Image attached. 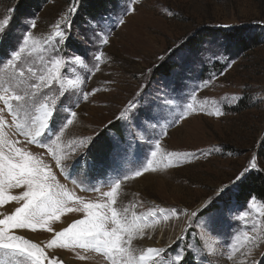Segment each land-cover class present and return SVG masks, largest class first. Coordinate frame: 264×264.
I'll list each match as a JSON object with an SVG mask.
<instances>
[{
  "label": "rangeland",
  "instance_id": "rangeland-1",
  "mask_svg": "<svg viewBox=\"0 0 264 264\" xmlns=\"http://www.w3.org/2000/svg\"><path fill=\"white\" fill-rule=\"evenodd\" d=\"M20 2L0 0V22L10 20L0 44V77L12 73L5 66L23 46L20 67L38 83L27 69L47 74L49 38L69 21L72 40L61 53L67 58L87 49V66L70 61L60 81L45 89L41 102L59 109L46 146L26 142L0 102L3 138L19 141L12 146L47 165L69 194L70 208L82 207L77 197L84 203H107L104 193L119 181L114 206L128 220L138 217L143 228L130 246L137 260L149 243L166 249L168 264H180L177 252L183 264H264V201L235 198L250 174L264 178V158L258 156L264 141V0H115L91 18L81 13V0H38L32 7L22 5L19 13ZM94 54H101L99 61ZM130 102L138 114L135 121L125 111ZM149 112L155 119H144ZM62 124L67 127L60 131ZM172 153L196 155L175 159ZM72 156L79 159V168H66V177L56 157L71 165ZM149 161L150 170L135 176ZM245 168L250 169L246 177L232 184ZM21 191L10 188L6 195ZM213 201L218 208L227 204L233 209L224 212L218 234L203 226L207 213L202 210ZM18 206L16 201L0 205V219ZM84 218L83 211H65L49 222L53 231H12L44 247L55 232ZM46 251L63 264H111L95 250L70 246ZM0 260L6 262L3 253Z\"/></svg>",
  "mask_w": 264,
  "mask_h": 264
},
{
  "label": "snow or ice",
  "instance_id": "snow-or-ice-1",
  "mask_svg": "<svg viewBox=\"0 0 264 264\" xmlns=\"http://www.w3.org/2000/svg\"><path fill=\"white\" fill-rule=\"evenodd\" d=\"M9 23L8 19L0 22V44L4 42L6 26ZM119 23L122 24L124 21L121 20ZM30 27H35V23L33 22ZM71 27V21L67 22L66 28L58 25L57 31L49 38L51 45L50 67L47 68L46 75L37 73L31 67L27 69V73L31 74V77H38V83L27 79L25 70L20 67L21 53L25 51L23 46L19 52L11 54V59L5 66H11L12 73L0 77V102L12 115V123L15 125L17 133L24 136L28 143L41 147L46 146V142L51 139L50 133H54L58 124L59 109L54 111L49 108L46 102H41L42 97L46 98L45 89L51 90L52 86L60 81L61 70L70 67V61L75 60V62L87 66L84 64L87 49L73 51L72 56L67 58L61 53V47H67L69 41L72 40ZM28 39V36L24 37L25 44L28 43ZM98 39L102 44L108 43L106 37ZM100 55L94 54V61H99ZM87 95L85 93L83 98L87 99ZM33 110L38 115H32ZM3 111L4 109H0V112ZM125 111L129 113V119L135 121L138 118V114L131 110V102ZM72 115L75 116V113L73 112ZM21 116L24 117L23 122H18L21 120ZM120 118H125L124 113H121ZM144 119H155V117L149 112L144 116ZM176 122L172 121L173 124ZM68 123L70 124L71 120ZM5 124L6 121L0 116V205L6 201H16L19 206L10 215L0 219V253H3L6 258V262L0 260V264H63V261L57 256L49 254L46 249L69 248L70 246L73 249L95 250L102 253L111 261V264H144L146 261H149L150 264H168L164 258L166 249L150 247L139 256L138 260L134 256L130 247L131 242L137 233L143 235V228L138 217L128 220L121 216L114 206L117 200L119 181H116L111 191L104 193V196L108 198L107 203H84L82 198L77 197L75 202L81 204L82 207L70 208L68 206L69 194L59 184L56 175L47 168V165H44L30 152L12 146L19 141L9 142L3 138ZM65 127L67 124H62L59 130L63 131ZM25 128L28 130L25 131ZM156 143L158 146L159 141L157 140ZM6 145L8 146L7 153L4 151ZM73 151L75 150L73 149ZM53 155L55 156V153ZM156 155V151L151 152L152 157ZM195 155V153H172L170 157L180 159L181 156L194 157ZM69 159L74 160V163L67 165L62 163L59 157H56V165L61 174L66 177L70 175L66 172V168L78 169L80 164L79 159H76L75 156L69 157ZM96 163V159L93 158V166ZM150 167L151 161L148 166L136 169L134 175L140 176L149 171ZM249 171V168H245L235 176L231 183L241 182ZM127 178V176L124 177V179ZM227 187L224 186L220 190L221 196L218 199L222 198ZM10 188H20L22 191L18 195H6L7 189ZM104 209L107 211H102ZM232 210L227 204L223 208H218L214 201L210 202L202 210V214L207 213L203 226L210 233L218 234L217 227L224 212ZM65 211H83L85 218L55 232L44 247L12 231L13 229H28L35 232L38 228L53 231L49 222L58 219L59 214ZM161 211L163 212V210ZM109 221L110 228L108 227ZM79 258L85 259L84 256ZM176 259L180 261V264H183V257L179 252L176 253Z\"/></svg>",
  "mask_w": 264,
  "mask_h": 264
},
{
  "label": "trees",
  "instance_id": "trees-1",
  "mask_svg": "<svg viewBox=\"0 0 264 264\" xmlns=\"http://www.w3.org/2000/svg\"><path fill=\"white\" fill-rule=\"evenodd\" d=\"M38 0H21L17 7V11L20 13V7L26 5L32 7L37 4ZM115 0H81V13L83 16L92 17L104 13L108 7H110ZM16 11V12H17ZM215 32V31H210ZM209 35V34H208ZM207 35V36H208ZM164 72H167L169 67L165 69ZM259 157L264 158V143H262L261 148L259 149ZM251 197H255L259 200L264 201V178L260 173H252L237 188V194L235 198L238 202H245ZM203 213L202 215H205Z\"/></svg>",
  "mask_w": 264,
  "mask_h": 264
},
{
  "label": "bare ground",
  "instance_id": "bare-ground-1",
  "mask_svg": "<svg viewBox=\"0 0 264 264\" xmlns=\"http://www.w3.org/2000/svg\"><path fill=\"white\" fill-rule=\"evenodd\" d=\"M66 221H67V220H64V221H61L60 223H61L62 225H64V224L66 223ZM150 247H151V248H155L154 245H151V244L148 243L146 246L143 247V249H142L140 255L144 254L145 251H146V249H147V248H150ZM147 262H149V261L144 262V264L147 263Z\"/></svg>",
  "mask_w": 264,
  "mask_h": 264
}]
</instances>
